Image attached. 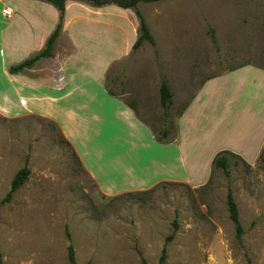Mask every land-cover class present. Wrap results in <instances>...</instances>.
Instances as JSON below:
<instances>
[{
	"label": "rangeland",
	"instance_id": "374dc122",
	"mask_svg": "<svg viewBox=\"0 0 264 264\" xmlns=\"http://www.w3.org/2000/svg\"><path fill=\"white\" fill-rule=\"evenodd\" d=\"M138 9L155 45L145 42L136 51L131 48L126 58L112 64L105 89L110 96L135 103L138 117L155 138L165 128L175 133L179 114L207 81L246 65L264 69V0H161L141 2ZM123 11L130 18L121 22L122 56L125 35L134 40L132 21L139 36L135 12ZM106 33L93 30V37L100 38V44L106 42ZM82 37L96 45L94 38ZM60 43L56 51L63 49V40ZM105 48V53L118 54L111 45ZM163 80L173 93L166 119L159 92ZM75 128L77 146H84L94 163L99 159L95 153H102L104 179L115 182L113 143L97 139V127H91L89 141L82 142L80 126ZM65 139L59 125L40 115H0L4 264H71L70 245L76 264H142V259L160 264L172 234L164 264H264V149L255 161L246 157L251 163L231 156L229 176L208 164L211 151L187 158L188 174L198 187L166 181L146 191L106 195ZM26 165L27 181L2 203L14 176ZM229 190L244 228L241 239L230 219Z\"/></svg>",
	"mask_w": 264,
	"mask_h": 264
},
{
	"label": "crops",
	"instance_id": "0c3cea01",
	"mask_svg": "<svg viewBox=\"0 0 264 264\" xmlns=\"http://www.w3.org/2000/svg\"><path fill=\"white\" fill-rule=\"evenodd\" d=\"M110 6L67 0L53 56L41 59L31 69L10 74V66L44 49L59 22V12L43 0H0V115L37 114L59 125L86 172L106 195L146 191L166 181L198 187L188 174L186 159L199 157L202 151H211L208 164L224 151L249 163L258 159L264 149V69L246 65L207 81L179 114L168 142L158 143L154 131L138 117L137 105L110 96L105 89L110 66L126 58L138 38V25L131 19L134 40L131 34L125 35L122 56L119 36L125 27L121 22L130 17L123 11L128 9ZM4 8L12 9L11 19L3 16ZM93 30L102 34L105 30L106 42L99 44ZM84 34L94 38L96 45L84 40ZM62 40L63 49L56 51ZM106 45L118 54L105 53ZM77 126L82 142L89 141L90 128L97 127V139L113 143L115 182L104 179L102 153H95L99 159L94 163L84 146H77ZM247 156L254 160H246Z\"/></svg>",
	"mask_w": 264,
	"mask_h": 264
},
{
	"label": "trees",
	"instance_id": "16d2710c",
	"mask_svg": "<svg viewBox=\"0 0 264 264\" xmlns=\"http://www.w3.org/2000/svg\"><path fill=\"white\" fill-rule=\"evenodd\" d=\"M49 4H51L53 7H55L59 12V22L56 26V29L51 34L49 39L47 40V43L40 52L35 54L33 57L17 64L10 66L8 71L10 74H18L24 70L31 69L38 61L44 58H50L53 56V48L54 44L56 43L58 37L60 36V33L63 28V22H64V15H65V9H66V2L67 0H43ZM81 2L87 3L90 6L93 7H103L106 5H115L122 9H132L135 12V15L139 22V36L135 43L132 46L133 51L138 50L145 42H148L151 45H155L154 37L143 17L140 10L138 9L139 3H153V2H159L161 0H79ZM214 42L215 37L212 36ZM160 103L164 110V118L166 119L168 116V110L170 106L172 105L173 100V93L168 85V83L163 80L161 82L160 88ZM111 94V92H110ZM113 95V94H111ZM133 110L136 109V107L133 104H128ZM55 126L57 124L55 122H52ZM169 135V131L165 128L160 137L155 138V140L158 143H167V138ZM156 137V136H155ZM66 140V139H65ZM67 144L72 147V145L66 140ZM236 156L235 154L224 151L219 153L213 160V167L215 169L222 170L226 176H229V163H230V157ZM243 160V159H241ZM245 163V161L243 160ZM30 175V170L28 169L27 165L22 168L13 178L12 184H11V190L7 194V196L3 199L2 203H6L10 201L13 193H15L18 189H20L24 183L27 181L28 177ZM227 204H228V210L230 214V219L234 225L236 237L238 239H241L244 234V228L240 221V214L238 205L235 201V198L232 194V192L229 190L227 194ZM174 237V234L167 237L164 248L162 250V254L160 257V264H164L167 259V245L172 241ZM69 260L71 264H76V258H75V251L72 245L69 247ZM0 264H4L3 255L0 252ZM142 264H148L145 259H142Z\"/></svg>",
	"mask_w": 264,
	"mask_h": 264
},
{
	"label": "built area",
	"instance_id": "2783aa9c",
	"mask_svg": "<svg viewBox=\"0 0 264 264\" xmlns=\"http://www.w3.org/2000/svg\"><path fill=\"white\" fill-rule=\"evenodd\" d=\"M2 14L6 19H11L13 17V11L10 8H4Z\"/></svg>",
	"mask_w": 264,
	"mask_h": 264
}]
</instances>
